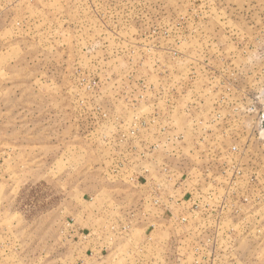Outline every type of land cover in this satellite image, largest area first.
<instances>
[{"label":"rangeland","instance_id":"obj_1","mask_svg":"<svg viewBox=\"0 0 264 264\" xmlns=\"http://www.w3.org/2000/svg\"><path fill=\"white\" fill-rule=\"evenodd\" d=\"M0 264H264V0H0Z\"/></svg>","mask_w":264,"mask_h":264}]
</instances>
